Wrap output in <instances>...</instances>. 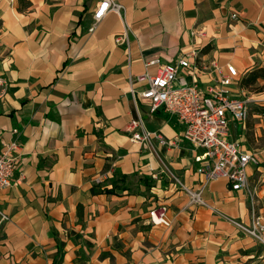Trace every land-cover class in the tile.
I'll list each match as a JSON object with an SVG mask.
<instances>
[{
  "label": "crops",
  "instance_id": "obj_1",
  "mask_svg": "<svg viewBox=\"0 0 264 264\" xmlns=\"http://www.w3.org/2000/svg\"><path fill=\"white\" fill-rule=\"evenodd\" d=\"M103 1L0 0V75L9 85L0 100V138L22 144L16 176L25 178L0 190V210L9 216L0 230V264L264 261V248L240 227L254 214L264 220V116L230 125L229 139L260 156L249 169L254 202L220 179L204 191L211 208L194 207L173 183L177 177L198 187L203 179L193 147L175 116L151 112L140 96L147 84L132 85L156 71L149 61L177 63L207 44L206 65L231 63L242 79L264 68V0H112L121 13L108 11L95 23ZM187 80L206 88L215 77L207 68ZM138 117L174 145L134 143L129 125ZM117 174L153 184L140 185L141 193L92 194L96 185L111 189ZM160 204L169 207L170 229L150 224Z\"/></svg>",
  "mask_w": 264,
  "mask_h": 264
},
{
  "label": "built area",
  "instance_id": "obj_2",
  "mask_svg": "<svg viewBox=\"0 0 264 264\" xmlns=\"http://www.w3.org/2000/svg\"><path fill=\"white\" fill-rule=\"evenodd\" d=\"M122 9L120 4L104 0L94 14V21L100 22L108 11L120 14ZM237 16L238 13H235L232 18ZM194 35L205 36V32H196ZM204 47L191 48L177 63L163 64L158 58L149 61L146 67L156 68V71L147 70L134 78L132 85L147 84L140 96L149 104L151 112L163 109L175 116L183 129L184 141L193 147V162L198 165L196 173L203 177L199 186L190 187L179 178H173L174 185L189 197L191 206L211 208L204 198V191L207 184L220 179L228 180L234 191L248 193L254 202L249 169L260 165V156L245 148L241 142L229 139L232 122L246 124L251 99L246 98L244 91L234 92V85L242 80L237 67L231 63L219 65L215 60L206 65L201 55ZM207 68L214 73L213 84L202 88L188 82L187 76H195ZM182 70L186 72L184 75H180ZM8 87V81L0 75V100L7 94ZM261 102L264 103V99ZM129 131L133 142L142 146L149 144L152 139H157L164 146L174 145V140L145 130L141 117L132 120ZM13 133H18V130L14 129ZM23 155L20 142L0 138V190L23 184L24 175L16 176ZM7 221L9 216L0 210V230ZM150 223L153 226L172 228L173 220L169 216L168 205L162 204L153 209L150 212ZM240 227L264 248V220L259 215L254 214L248 226Z\"/></svg>",
  "mask_w": 264,
  "mask_h": 264
},
{
  "label": "trees",
  "instance_id": "obj_3",
  "mask_svg": "<svg viewBox=\"0 0 264 264\" xmlns=\"http://www.w3.org/2000/svg\"><path fill=\"white\" fill-rule=\"evenodd\" d=\"M208 46L209 45L204 47L202 51L206 50ZM260 79L264 80V68L256 67L249 73L248 76H246L241 81L240 86L243 89L255 91L256 93L262 92L264 89L258 86V81ZM109 183L110 185H112L111 189H108L106 186H93L91 189L92 194H114L117 190L129 191L132 193H141L139 192L140 185H143L149 189L153 184L151 178L138 177L137 174H117L113 179L109 181Z\"/></svg>",
  "mask_w": 264,
  "mask_h": 264
},
{
  "label": "rangeland",
  "instance_id": "obj_4",
  "mask_svg": "<svg viewBox=\"0 0 264 264\" xmlns=\"http://www.w3.org/2000/svg\"><path fill=\"white\" fill-rule=\"evenodd\" d=\"M243 80V79H242ZM241 80V81H242ZM241 81H240V83H241ZM240 83L238 84V87L236 86V85H234V87H233V89H234V92H238V93H241L242 91L241 90H239V85H240ZM259 85V87H261L262 89H264V80L262 81V83H258ZM247 91V90H246ZM262 92H264V90L262 91ZM262 92H259V93H262ZM244 93L246 94V98H249V99H251V103H250V115H249V118H248V120H252V117H253V115H255V114H260V115H262V116H264V107H261L259 104V102H257L258 100H261V99H264V96H262V95H258L259 93H256L255 91H251V92H245V90H244ZM258 95V96H257ZM256 120V119H255ZM238 122H236L235 124H234V126H238ZM231 128H233V125H231ZM133 141V140H132ZM135 143V142H134ZM148 145V147H151V145H152V141L149 143V144H147ZM146 145V146H147ZM159 177V178H158ZM157 177V179H160L161 178V175L160 176H158ZM156 178V177H155ZM155 178H153L154 180H156ZM173 178V177H172ZM173 183H174V179H173ZM259 183V182H258ZM258 185H260V184H258ZM254 186H256V185H254ZM253 196H258V195H255V193H254V191H253ZM160 205H162V204H160ZM160 205H158V206H156V207H154L153 209H156V208H158ZM166 205V204H165ZM152 209V210H153ZM151 210V211H152ZM150 211V212H151ZM149 221H150V214H149ZM151 224V223H150ZM152 225V224H151ZM153 226V225H152ZM173 227V226H172ZM167 229H170V228H167ZM262 248V247H261ZM262 250H263V248H262ZM264 261L262 260V262L260 261V263H258V264H264L263 263Z\"/></svg>",
  "mask_w": 264,
  "mask_h": 264
},
{
  "label": "bare ground",
  "instance_id": "obj_5",
  "mask_svg": "<svg viewBox=\"0 0 264 264\" xmlns=\"http://www.w3.org/2000/svg\"><path fill=\"white\" fill-rule=\"evenodd\" d=\"M123 36V35H122Z\"/></svg>",
  "mask_w": 264,
  "mask_h": 264
}]
</instances>
